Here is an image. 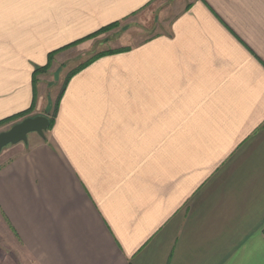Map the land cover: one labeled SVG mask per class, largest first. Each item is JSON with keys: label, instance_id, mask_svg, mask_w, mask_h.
I'll list each match as a JSON object with an SVG mask.
<instances>
[{"label": "crops", "instance_id": "obj_1", "mask_svg": "<svg viewBox=\"0 0 264 264\" xmlns=\"http://www.w3.org/2000/svg\"><path fill=\"white\" fill-rule=\"evenodd\" d=\"M0 1L2 128L50 119L51 53L159 0H73L50 49ZM138 40L70 73L45 138L4 154L0 264H264V0H174Z\"/></svg>", "mask_w": 264, "mask_h": 264}, {"label": "rangeland", "instance_id": "obj_2", "mask_svg": "<svg viewBox=\"0 0 264 264\" xmlns=\"http://www.w3.org/2000/svg\"><path fill=\"white\" fill-rule=\"evenodd\" d=\"M4 3H6V1H0V4L3 5ZM16 3L18 4V6H15L16 8L20 7L22 4L25 8L30 9L24 13H27L26 19H28V21L30 20V29L33 31V36L36 33L41 34V38L43 40L46 39L45 43L48 49L59 44L58 41L61 40V37L66 38L70 36L69 34L73 32V29L76 30L78 28L75 18L77 13L83 14V10L85 9L81 2L78 4V2L75 1L73 7V0H24L21 2L17 1ZM173 4L174 0H159L149 6L144 13L140 12L133 14L127 19H123L122 22H117L115 27L107 31L97 33L91 38L80 41L68 48L66 47L59 52H54L52 58L50 60L48 59V63L50 62L48 68L38 75H33V84L36 91L40 82L39 78L44 77L42 83L45 84V88L42 87L41 90H45V93L48 95L46 104L47 111L51 112L50 118L54 119L53 111L56 107V99L59 97L61 90L66 88L68 75L70 73H75L78 68L83 65L81 64L74 69L77 63H75V61H77L79 57L82 58L85 55H87V57L89 55L96 56L98 53L116 54L121 52V39H129L131 44L135 45L144 32L145 34H149L156 26H160L161 29H164L166 22L170 19ZM74 14L75 17L73 16ZM81 61L82 60H79L78 63H81ZM71 68L74 70L71 71ZM25 117L26 116L17 118L13 124L23 121L26 119ZM27 118H29V116ZM13 124L8 123L5 127L0 128L1 133L10 129ZM32 136H35V133L29 134L28 139L33 138ZM25 144V142H22L17 145L5 147L0 153V164L4 163V160H7L3 159L6 152L17 148L14 146H25ZM16 259L18 260V256H16Z\"/></svg>", "mask_w": 264, "mask_h": 264}, {"label": "water", "instance_id": "obj_3", "mask_svg": "<svg viewBox=\"0 0 264 264\" xmlns=\"http://www.w3.org/2000/svg\"><path fill=\"white\" fill-rule=\"evenodd\" d=\"M50 120L46 116H35L24 119L15 124L9 130L0 133V153L9 145H17L28 141V135L37 133L45 138V133L49 130Z\"/></svg>", "mask_w": 264, "mask_h": 264}, {"label": "trees", "instance_id": "obj_4", "mask_svg": "<svg viewBox=\"0 0 264 264\" xmlns=\"http://www.w3.org/2000/svg\"><path fill=\"white\" fill-rule=\"evenodd\" d=\"M116 24H117V23L112 24V25H110V26H107V27L101 29V30H100L99 32H97V33H101V32L107 31V30H109V29L115 27ZM97 33H95V34L89 36L88 38H91L92 36L96 35ZM88 38H86V39H88ZM84 40H85V39H84ZM81 41H83V40H81ZM79 42H80V41H79ZM77 43H78V42H76V43H74V44H71L70 46L75 45V44H77ZM70 46H68V47H70ZM68 47H67V48H68ZM64 49H65V48H64ZM121 51H125V48H124L123 50H121ZM108 54H109V53H107V54H105V53H101V54H99V53H98L96 56H93V57H92L91 59H89L85 64H83L80 68H78V70H77L76 72H78V71L84 69L85 67H87L88 65H90L91 63H93L95 60H97V59H99V58H101V57H103V56H105V55H108ZM110 54H112V53H110ZM53 55H54V53H51V54L49 55V60L52 58ZM49 65H50V62H49L45 67L36 69V71H35V75H38L39 73L44 72V71L48 68ZM59 99H60V98H59ZM53 118H54V114H53ZM49 120H50V127H49V129H51L52 126H53V124H54V119L50 118ZM2 123H4V122H1L0 125H2Z\"/></svg>", "mask_w": 264, "mask_h": 264}]
</instances>
